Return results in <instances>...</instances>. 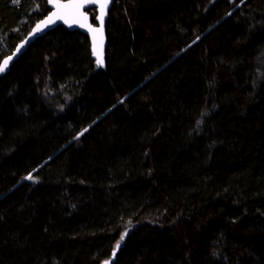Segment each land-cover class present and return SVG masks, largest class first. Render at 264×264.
I'll use <instances>...</instances> for the list:
<instances>
[{
    "label": "trees",
    "instance_id": "obj_1",
    "mask_svg": "<svg viewBox=\"0 0 264 264\" xmlns=\"http://www.w3.org/2000/svg\"><path fill=\"white\" fill-rule=\"evenodd\" d=\"M49 10L0 0V61ZM106 34L0 76V264H264V0H115Z\"/></svg>",
    "mask_w": 264,
    "mask_h": 264
},
{
    "label": "water",
    "instance_id": "obj_2",
    "mask_svg": "<svg viewBox=\"0 0 264 264\" xmlns=\"http://www.w3.org/2000/svg\"><path fill=\"white\" fill-rule=\"evenodd\" d=\"M48 7H49V12L39 21H37L29 30V32L26 34V36L19 41L13 52L8 55L5 56L1 59L0 63H3L8 57H12V59L9 61L8 63V67L4 72H0V76L6 74L9 70L10 67L14 64V62H16V60H18L22 54L27 50V48L34 43V41L40 37H43L45 34H47L48 32H50L51 30L55 29L58 26H63L65 29H67L68 31H74V30H78L81 33H83L84 35H86L89 39L90 42V46H91V52H92V57L95 60L96 64L100 67H103L105 65V60H106V47H107V34H106V21H107V17H108V12L111 9L113 3L115 0H109V3L107 5V8L105 10V15L103 18V24L101 25V21L98 19V17L101 14V10L100 7L97 3L94 2H88L85 4L84 8L81 9V11L84 13V15L87 17V23L85 24L84 27H81L78 23H72V10L71 9H64L63 11L65 13H67L66 18L68 19V23H65L64 19H56L54 23L49 24L47 26L41 24V21L46 20L49 16H51V14L53 12H55L57 9L55 7V3L53 2V0H45ZM55 2H58L60 4H71L74 2H77V0H55ZM89 9H94L95 10V23L92 22L91 19V14L89 13ZM38 24H41V30L38 32H34L33 30L36 28V26ZM89 25H91V28L93 29H101V32H97L95 33L96 35V54L93 53V32L90 31L89 29ZM17 49H19V51H17ZM15 53V55H13ZM98 56L102 59V64H98L97 63V58Z\"/></svg>",
    "mask_w": 264,
    "mask_h": 264
},
{
    "label": "snow or ice",
    "instance_id": "obj_3",
    "mask_svg": "<svg viewBox=\"0 0 264 264\" xmlns=\"http://www.w3.org/2000/svg\"><path fill=\"white\" fill-rule=\"evenodd\" d=\"M53 2L55 3V7H56V11L53 12L51 14V16H49L46 20L41 21V24L47 26L49 24H52L55 22L56 19H64L65 23H68V19L66 18L67 13H65L63 10L64 9H71L72 10V23H78L81 27H84L85 24L87 23V17L84 15V13L81 11V9L84 8L85 4L88 2H94L97 3L100 7L101 10V14L98 17V19L101 21V25L103 24V18L105 15V10L107 8V5L109 3V0H77V2L71 3V4H60L58 2H55V0H53ZM41 24H38L36 26V28L33 30L34 32H38L41 30ZM90 31L93 32V53L96 54V35L95 33L97 32H101V29H93L91 28V25L88 26ZM17 51H19V49H17ZM15 55V53L13 54ZM12 59V57H8L3 63H0V72H4L7 67H8V63L9 61ZM97 63L98 64H102V59L98 56L97 58ZM86 131V130H85ZM26 179L32 180L33 177L31 174H29V176L26 177ZM124 239V236L122 235L120 240L122 241ZM120 247V241L117 242L116 244V249H119ZM113 256H115V250L113 251ZM106 264H108V262H106Z\"/></svg>",
    "mask_w": 264,
    "mask_h": 264
},
{
    "label": "bare ground",
    "instance_id": "obj_4",
    "mask_svg": "<svg viewBox=\"0 0 264 264\" xmlns=\"http://www.w3.org/2000/svg\"><path fill=\"white\" fill-rule=\"evenodd\" d=\"M14 48H15V47H14ZM13 50H14V49H13ZM13 50H12V52H13ZM12 52H11V53H12ZM11 53H9L8 55H10ZM8 55H6V56H8ZM4 57H5V56H4ZM0 62H1V61H0Z\"/></svg>",
    "mask_w": 264,
    "mask_h": 264
}]
</instances>
